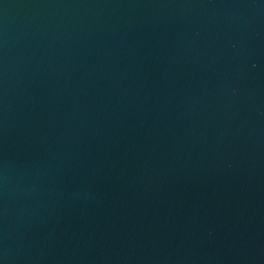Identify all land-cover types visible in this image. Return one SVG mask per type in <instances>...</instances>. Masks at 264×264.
I'll use <instances>...</instances> for the list:
<instances>
[{
  "label": "water",
  "instance_id": "1",
  "mask_svg": "<svg viewBox=\"0 0 264 264\" xmlns=\"http://www.w3.org/2000/svg\"><path fill=\"white\" fill-rule=\"evenodd\" d=\"M0 264H264V0H0Z\"/></svg>",
  "mask_w": 264,
  "mask_h": 264
}]
</instances>
